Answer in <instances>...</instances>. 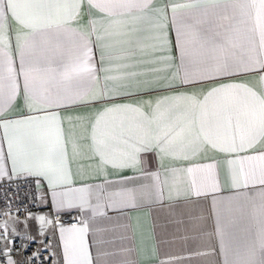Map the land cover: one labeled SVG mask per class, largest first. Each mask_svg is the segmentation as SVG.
Here are the masks:
<instances>
[{"label":"crops","instance_id":"obj_1","mask_svg":"<svg viewBox=\"0 0 264 264\" xmlns=\"http://www.w3.org/2000/svg\"><path fill=\"white\" fill-rule=\"evenodd\" d=\"M122 0H113L111 15L91 10V18L103 17L105 22L132 21L134 17L144 13L133 10L128 13L121 6ZM167 5L165 13L156 14L149 12L148 15H158L159 22L166 25V36L170 44V54L176 57L179 63V49L176 43V28L182 32V39L190 54H194L200 48L197 34L201 37L216 38L217 43H222L227 48L228 55L237 59L248 60L250 56L259 57L260 35L256 21V9L250 6V0H153L151 7L163 8ZM173 7L175 12L172 11ZM85 14L79 24L70 25L69 31L57 32L55 29H38L36 47L30 63L26 56V69L29 70V78L32 84L39 88L52 73L50 67L56 68L59 77L65 71V65L72 75L71 83L77 87L81 98L88 101L84 106L69 108L60 111L59 117H64L60 127L67 132L70 127L80 130V122L72 120L69 123L67 117L78 113H94L101 108L99 103H94L93 94H99L104 83L105 75H116L115 71L106 72L103 68L99 71V81L92 78L88 71L99 65L100 50L93 43L88 47L92 49V59H85L82 33L86 34L90 19L87 4L84 6ZM64 17V13L52 12L45 15V20L57 21ZM145 21L137 20L138 26H144ZM96 31L103 32V26L97 25ZM217 33L221 35L216 36ZM13 48V68L15 80L21 91L19 98L11 101L6 112L12 116H23L24 77L20 74V54L15 49V38L11 40ZM109 45L106 52L115 55L118 48L111 39L105 40ZM59 47L65 53L63 60L50 61L48 53ZM208 47H211L209 43ZM70 53V55H69ZM216 55H222L217 50ZM190 55L188 59L190 60ZM120 61L112 59L105 61L104 68L116 65ZM251 71L247 74L240 73L235 79L218 77L204 82L199 77H193V82H186L187 86L178 88V91L186 93H207L210 89L222 84L239 83L248 81L255 83L260 75H264L258 65H250ZM76 69L78 71H73ZM174 71V69H173ZM158 75H171V73H158ZM151 78V77H148ZM183 78L181 75L172 83L180 85ZM12 81L5 72L4 96L10 95ZM107 95V93H105ZM156 93L137 94L128 99L117 100L116 103H130L135 105L139 100L154 99ZM251 98L242 91H226L218 94L208 101L204 110H197L189 117L194 120V130L201 137H210L217 140L214 150H209L191 160L177 161L182 171L175 172L171 165L174 163L171 157L161 161L156 150L141 152L140 163L135 170L131 168L123 171L114 170L109 166L107 172L103 168L87 167L93 161L82 157H73L71 146L63 151V138L60 144L51 147V166L57 170L63 169V176L56 187V191L85 189L84 192H75L73 203H84L85 211L79 207L71 210L65 208L56 210L52 202V189L44 176H36L27 172H20L19 176L30 175L35 178L39 196V207L34 211L31 219H27V228L24 221H6L10 236L15 228L20 235L33 236L36 241H43L50 236L52 244L50 252L54 256L56 264H65L64 248L68 244L70 258L82 259L79 241L75 234L64 233L61 238V228L70 226H55L54 216L68 211H77L80 220L87 223V232L84 236V246L92 258V264H264V252L261 251L259 233L264 223L261 213L260 186L253 182L250 174L259 171L264 161L258 157L260 145L235 153L223 151L221 143L235 137L239 143L241 135L249 136L255 133L256 116L251 109ZM165 113L161 125L167 124L169 118ZM231 117L229 124L225 119ZM118 118V117H117ZM113 117H108L110 124ZM133 119V114H128V120ZM239 122V123H238ZM59 123V121H58ZM54 127V126H53ZM154 132L157 131L154 126ZM129 131L125 128V135ZM15 150L22 157L24 151V131L15 134ZM99 136V133L97 134ZM187 132L185 133V137ZM5 157H7V141L0 137ZM119 149L122 145L114 143ZM246 157H255L246 159ZM61 160L63 161L61 165ZM227 160H235V164H228ZM146 161V162H145ZM193 171L188 173L187 168ZM211 171V180L204 181V177ZM241 169L243 171L241 172ZM11 171V161L5 160V178ZM19 171V169H18ZM239 178L238 183L233 182V175ZM135 177V178H133ZM248 178L249 187H243L245 178ZM129 178L123 183H110L108 181ZM195 181V183H193ZM212 182L215 187H212ZM102 185L103 187H98ZM199 189V195L197 194ZM80 197L84 199L81 200ZM99 205V207H97ZM93 209L96 214L93 215ZM100 213H104L101 215ZM44 216V236H39L38 231L41 221L36 217ZM47 221H51L48 223ZM83 225L77 226V228ZM187 237L188 239H185ZM194 237V238H193Z\"/></svg>","mask_w":264,"mask_h":264},{"label":"snow or ice","instance_id":"obj_2","mask_svg":"<svg viewBox=\"0 0 264 264\" xmlns=\"http://www.w3.org/2000/svg\"><path fill=\"white\" fill-rule=\"evenodd\" d=\"M240 3V0H235ZM153 0H122L121 6L132 13L133 10L144 13L139 17H134L132 21L105 22L103 17L91 18V10L95 9L101 13L111 15L113 0H0V137L7 141V157L0 147V182L5 178V160L11 161V171L7 179L12 180L19 177L20 172H27L36 176H44L48 180L52 189V202L56 210L79 207L81 212L85 211L84 203L75 205V192H84L85 189L58 192L56 187L63 178V169L57 170L51 166V147L53 144H60L63 138L64 149L71 146L73 157L86 158L90 163L87 167L103 168L107 172L109 166L114 170L123 171L131 168L135 170L141 162L140 153L156 150L161 161L171 157L174 163L171 168L175 172L182 171L177 161L191 160L202 155H206L209 150H214L218 141L210 137H201L200 133L194 130L195 121L190 120L197 110H204L208 101L218 94L226 91H242L251 98V109L256 116L254 134L249 136L241 135L239 143L235 137L230 140L225 139L221 143L223 151L235 153L250 149L256 144L260 145L259 159L264 161V75H260L255 83L243 81L239 83L222 84L210 89L207 93L192 92L186 93L178 91V88L186 87V82H193V77H199L196 82H204L218 77L235 79L240 73H249L250 65H258L264 71V0H250V6L256 9V21L259 27L260 49L259 57L250 56L247 61L230 57L227 48L222 43H217L216 38L201 37L197 34L200 48L194 54H190L186 42L182 39V32L176 28V43L179 49V63L176 57L171 56L170 48L167 47L170 41L166 36V25L159 22L158 15H148L149 12L165 13L167 5L163 8L151 7ZM89 9V31L82 33L83 47L85 49V59H92V49L88 47L93 43L92 36L95 35V45L100 50L99 65L95 68L89 66L88 71L92 78L99 81V71L103 68L106 72L115 71L116 75H105L104 83L99 94H93L94 103H99L101 108L94 113H78L67 117L69 123L72 120L80 122V130L70 127L65 132L60 123L65 119L59 117L60 111L69 108L84 106L88 101L81 98L77 87L71 83L72 75L65 65V71L57 77L56 68L50 67L48 70L52 75L37 88L29 78V70L26 69V56L30 63L36 47V36L38 29H55L57 32L69 31L70 25L79 24L85 14L84 6ZM63 12L61 20H45V15L50 16L52 12ZM175 12V8L172 9ZM137 20L145 21L144 26H138ZM103 26V32L96 31L97 25ZM15 38V49L20 54V74L24 77L23 94L24 109L23 116H12L6 112L7 105L15 98H19L20 87L15 80V70L13 68V48L11 40ZM221 34L217 33L219 37ZM111 39L118 48V52L113 55L105 51L109 45L105 40ZM209 43L211 47H208ZM217 50L222 55H216ZM65 53L57 47L50 50L48 57L50 61L56 59L63 60ZM70 55V53H69ZM192 56L189 60L188 57ZM118 60L120 63L109 65L104 68L105 61ZM174 69V71H173ZM183 78L180 85H175V81L181 75ZM73 71H78L73 69ZM5 72L11 79L10 95L7 99L4 96ZM171 73V75H158V73ZM151 77V78H148ZM107 93V95H105ZM156 93L154 99L139 100L135 105L130 103H116L120 99H128L137 94ZM169 118L167 124L161 125V120L165 113ZM128 114H133V119L128 120ZM113 117L108 122L107 118ZM118 117V118H117ZM225 119L230 124L231 117ZM59 121V123H58ZM239 123V122H238ZM54 126V127H53ZM154 126L157 131L154 132ZM127 127L129 134L125 135ZM23 130L24 151L21 157L15 150V133ZM187 136L185 137V133ZM99 133V136L97 135ZM114 143L122 145L116 149ZM255 157H246L252 159ZM146 162V161H145ZM63 161L61 160V165ZM228 164H235V160H227ZM19 169V171H18ZM191 173L193 169L187 168ZM243 169H241V172ZM253 186H260L261 213L264 216V165L261 166L259 175L253 171L251 174ZM135 178V177H133ZM129 178H123L110 183H123ZM204 181L211 180V171L203 178ZM233 182L238 183L239 178L234 174ZM195 183V181H193ZM98 187H103L99 185ZM212 187L215 183L212 182ZM243 187H249L248 178H245ZM199 195V189H197ZM83 200V197H80ZM99 207V205H97ZM96 210L93 209V215ZM104 215V213H100ZM29 214L27 219H31ZM41 221L38 231L39 236H44L43 224L46 222L44 216L36 217ZM27 219L24 221L27 228ZM51 223V221H47ZM83 227L77 228L75 225L69 228H61V238L64 233L75 234L79 241V248L82 259L70 258L68 244H65L64 255L65 264H92V258L84 246L83 234L87 232V223L81 219ZM7 234L5 227L0 232V240ZM12 234L20 235L16 229H12ZM25 239V237H21ZM194 238V237H193ZM27 240L34 241L36 238L27 236ZM185 239H188L185 237ZM261 251L264 252V223L259 233ZM7 241L3 248H0V256L6 258V264H17L12 259L11 248L7 247ZM43 244V241H39ZM22 247L27 248V244ZM40 249H37L31 256L27 257L29 264L33 259H39Z\"/></svg>","mask_w":264,"mask_h":264},{"label":"built area","instance_id":"obj_3","mask_svg":"<svg viewBox=\"0 0 264 264\" xmlns=\"http://www.w3.org/2000/svg\"><path fill=\"white\" fill-rule=\"evenodd\" d=\"M39 196L36 188V181L30 175H22L15 179L3 180L0 182V232H3L6 221L13 218L16 221H25L29 214H32L39 207ZM55 226L66 225L76 227L80 225V216L77 211H68L56 214L54 216ZM22 236H10L7 234L3 240H0V248L5 246L11 248L10 253L17 264H29L27 257L31 256L34 251L40 249L39 259H33L31 264H56L54 256L50 252L52 239L50 236L43 240V244L38 241H29L22 239ZM27 244L28 247H22ZM0 264H6V258L0 256Z\"/></svg>","mask_w":264,"mask_h":264},{"label":"rangeland","instance_id":"obj_4","mask_svg":"<svg viewBox=\"0 0 264 264\" xmlns=\"http://www.w3.org/2000/svg\"><path fill=\"white\" fill-rule=\"evenodd\" d=\"M8 220H9V221H14V219H13V218H9Z\"/></svg>","mask_w":264,"mask_h":264}]
</instances>
